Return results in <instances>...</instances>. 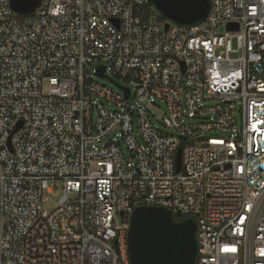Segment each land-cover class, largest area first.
I'll use <instances>...</instances> for the list:
<instances>
[{"label":"built area","instance_id":"2783aa9c","mask_svg":"<svg viewBox=\"0 0 264 264\" xmlns=\"http://www.w3.org/2000/svg\"><path fill=\"white\" fill-rule=\"evenodd\" d=\"M208 2L165 29L149 0H0V264H130L139 207L194 220L195 264H264V0Z\"/></svg>","mask_w":264,"mask_h":264},{"label":"water","instance_id":"95a60500","mask_svg":"<svg viewBox=\"0 0 264 264\" xmlns=\"http://www.w3.org/2000/svg\"><path fill=\"white\" fill-rule=\"evenodd\" d=\"M40 0H10L19 16L32 14ZM156 12L169 22L191 25L203 20L209 9L208 0H149ZM233 28V25H229ZM235 25V29H236ZM99 71V75L101 72ZM125 97H128L126 91ZM180 169V151L176 171ZM150 214V215H149ZM181 229L173 232L168 224ZM126 245L130 264H195L197 242L196 223L192 219L175 222L170 211L162 207H139L128 221Z\"/></svg>","mask_w":264,"mask_h":264},{"label":"rangeland","instance_id":"374dc122","mask_svg":"<svg viewBox=\"0 0 264 264\" xmlns=\"http://www.w3.org/2000/svg\"><path fill=\"white\" fill-rule=\"evenodd\" d=\"M158 16V13L156 12L155 10V18ZM21 20L24 19L23 16H20L19 17ZM154 18V21L156 20ZM153 21V22H154ZM220 32H223L224 29L223 28H220L219 29ZM97 64H91L90 66V71L92 72V70L95 68ZM95 80H98L101 84H103L104 86H106L108 89L110 90H113V91H118L119 90V87L118 86H122V81H120L117 77H114V76H109V78H102V79H98L97 77H94ZM152 112L154 114H156L157 116L161 115L162 114V111L163 109L162 108H159V109H154V108H151ZM57 199V198H56ZM56 205V202L55 200L52 201L49 205H45V209L46 210H51V209H54Z\"/></svg>","mask_w":264,"mask_h":264},{"label":"trees","instance_id":"16d2710c","mask_svg":"<svg viewBox=\"0 0 264 264\" xmlns=\"http://www.w3.org/2000/svg\"><path fill=\"white\" fill-rule=\"evenodd\" d=\"M150 7H151V5L149 4L147 7L139 8V11L137 12V14L140 16L141 13H143V15H142L143 19L150 18V16H151L150 11H152V8H150ZM154 18H155V14H154ZM155 19H156L155 21L159 22V23H163L165 21V19L162 16H160L159 14ZM186 218H187V216H176V215L173 216V219L175 222L183 221Z\"/></svg>","mask_w":264,"mask_h":264},{"label":"snow or ice","instance_id":"6c2138e0","mask_svg":"<svg viewBox=\"0 0 264 264\" xmlns=\"http://www.w3.org/2000/svg\"><path fill=\"white\" fill-rule=\"evenodd\" d=\"M149 215H150V214H149ZM168 228H169L171 231H173V232H179V231H181V229H179V228L173 226V225L170 224V223L168 224ZM224 251H225V252H235L236 249H234V248H225Z\"/></svg>","mask_w":264,"mask_h":264}]
</instances>
